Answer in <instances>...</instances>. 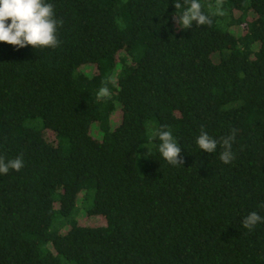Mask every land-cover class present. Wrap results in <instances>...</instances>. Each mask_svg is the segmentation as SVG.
I'll use <instances>...</instances> for the list:
<instances>
[{
	"label": "trees",
	"instance_id": "16d2710c",
	"mask_svg": "<svg viewBox=\"0 0 264 264\" xmlns=\"http://www.w3.org/2000/svg\"><path fill=\"white\" fill-rule=\"evenodd\" d=\"M46 2L57 47L0 42V156L24 160L0 174V264H264V222L242 224L264 217V0H199L190 29L185 0ZM202 128L237 129L231 163Z\"/></svg>",
	"mask_w": 264,
	"mask_h": 264
},
{
	"label": "clouds",
	"instance_id": "9594fccd",
	"mask_svg": "<svg viewBox=\"0 0 264 264\" xmlns=\"http://www.w3.org/2000/svg\"><path fill=\"white\" fill-rule=\"evenodd\" d=\"M224 0H216V10L213 15H224ZM189 6L180 15L174 17L177 25L183 29H190L196 25H211L212 19L202 10L199 0H185ZM175 8H181L179 0H175ZM10 20V23L8 22ZM63 23L55 15L54 6L46 0H0V42L23 48L32 46L34 49L55 48L58 46V27ZM110 97L109 89L105 86L98 90L97 100H106ZM237 129L233 128L230 134L218 141L211 137L203 128L196 139L200 150L215 153L218 144L223 148L220 160L229 164L234 160L232 143L235 141ZM160 143L158 150L164 160L172 166H182L181 147L174 139L171 131L158 130L156 133ZM147 155H152L148 148ZM24 167L23 154L16 158L5 160L0 156V174H7L9 170L20 171ZM264 222V217L252 211L244 217L242 224L245 229L253 230L258 223Z\"/></svg>",
	"mask_w": 264,
	"mask_h": 264
},
{
	"label": "rangeland",
	"instance_id": "374dc122",
	"mask_svg": "<svg viewBox=\"0 0 264 264\" xmlns=\"http://www.w3.org/2000/svg\"><path fill=\"white\" fill-rule=\"evenodd\" d=\"M233 28H236V29L240 30V28H238L237 26H234ZM84 215H85L84 212L80 213L79 217L82 218ZM67 263H69V262L66 261L65 264H67Z\"/></svg>",
	"mask_w": 264,
	"mask_h": 264
}]
</instances>
